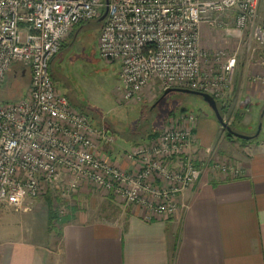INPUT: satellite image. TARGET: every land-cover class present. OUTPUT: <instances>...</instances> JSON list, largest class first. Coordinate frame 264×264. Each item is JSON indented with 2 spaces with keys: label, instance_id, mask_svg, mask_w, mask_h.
<instances>
[{
  "label": "built area",
  "instance_id": "built-area-1",
  "mask_svg": "<svg viewBox=\"0 0 264 264\" xmlns=\"http://www.w3.org/2000/svg\"><path fill=\"white\" fill-rule=\"evenodd\" d=\"M261 3L109 0L98 48L103 58L122 62L124 100L149 86L162 91L185 87L225 100L235 83L242 45L264 68ZM105 7V0H0V88L16 64L31 74L23 97L0 100V209L20 210L27 198L40 197L54 185L64 194L89 182L126 206L146 210L149 219L170 217L179 208L180 195L196 186L209 166L191 150L198 117L190 111L170 116L158 134L126 150L130 169L98 153L102 145L112 146L115 137L93 126L58 91L51 63L73 27L98 20ZM203 23L236 34L238 45L208 53L200 45ZM213 167L240 175L228 160H216Z\"/></svg>",
  "mask_w": 264,
  "mask_h": 264
},
{
  "label": "crops",
  "instance_id": "crops-1",
  "mask_svg": "<svg viewBox=\"0 0 264 264\" xmlns=\"http://www.w3.org/2000/svg\"><path fill=\"white\" fill-rule=\"evenodd\" d=\"M81 25L73 27L64 47ZM238 41L236 34L227 35L223 28L201 25L200 45L210 54L233 48ZM245 51L242 45L232 92L220 101L226 111L235 106L242 112L236 126L252 128L259 120L256 114L261 111L264 116V68L258 56ZM142 93L150 102L154 98L152 91ZM197 117L191 145L197 156L202 155L199 148H219L223 141H234L225 137L218 120L202 114ZM257 137L244 143L240 152L234 150V160L222 159L232 162L239 176L215 169L219 157L208 159L209 166L203 168L199 182L180 195L179 208L170 217L157 214L149 219L146 210L138 206L113 219L95 211H77L56 224L60 226L58 234L50 230L48 207L36 200L17 210L29 225L28 231L19 235L16 226L5 224L11 219L2 212L0 264H264V138ZM103 146L98 153L125 169L132 167L123 155L126 151L108 155ZM39 207L40 222L35 218Z\"/></svg>",
  "mask_w": 264,
  "mask_h": 264
},
{
  "label": "rangeland",
  "instance_id": "rangeland-1",
  "mask_svg": "<svg viewBox=\"0 0 264 264\" xmlns=\"http://www.w3.org/2000/svg\"><path fill=\"white\" fill-rule=\"evenodd\" d=\"M260 10L264 12V0H262ZM102 26L103 23L98 20L83 23L75 35L68 40L60 54L52 61L51 74L57 84L58 91L67 96L76 109L86 113L93 126L104 128L115 137L112 146L105 145L102 147L105 153L116 156L134 146V143L146 140L152 129L161 131L169 120L166 121L169 112L174 110L179 113L181 108H185L187 111L202 114L214 121L217 120L210 105L200 95L194 93L171 92L161 99L162 93L158 92V88L149 86L144 90L147 89L148 93L152 91L154 94L151 102L142 95H136L131 100H124L122 91L127 85L122 76V62L103 58L98 48ZM228 39L231 40L232 38L228 37ZM235 47L234 45L233 48L231 46L222 49L231 51ZM16 73L18 74L17 71ZM14 76L15 72L10 71L9 77ZM26 79H28V75L26 78L16 79L11 84L0 88V100L16 101L23 97L28 88L25 83ZM234 107H230L224 114V119L229 124H236L235 114L238 109L237 107L234 109ZM260 115L261 111L256 114L259 120L253 123L252 128L237 126V130L243 134L254 135L261 125V131L257 138L263 139L264 116L261 117ZM233 140L232 143L223 141L219 148L217 146L212 148L211 153L201 152L202 155L198 156L195 153L196 159H200L199 156H201L203 163L208 159L213 160V156L214 159L219 157L217 160L219 162H222L223 157L234 160L233 151L239 150L240 152L239 148L244 143L238 137H234ZM247 140L253 142L257 139ZM58 186L54 185L46 194L37 198H27L25 201L29 202L30 206L33 204L32 201H42L47 207H49L50 201L53 211L57 215L54 225L55 232L58 234L60 226L56 224H62L77 211H95L103 217L113 219L120 217L132 208L114 200L104 190L97 189L89 182H81L78 188L64 194ZM41 208L36 209L38 211L35 217L36 221L41 219ZM2 212L8 214V220L11 219L5 224L16 226L17 234L20 235L28 231L29 225L27 220L21 218L22 212L9 205L2 206L0 214ZM13 214H16L17 218Z\"/></svg>",
  "mask_w": 264,
  "mask_h": 264
},
{
  "label": "water",
  "instance_id": "water-1",
  "mask_svg": "<svg viewBox=\"0 0 264 264\" xmlns=\"http://www.w3.org/2000/svg\"><path fill=\"white\" fill-rule=\"evenodd\" d=\"M105 2H106V7L104 10V13L99 18L100 22H103L107 16V14H108L109 0H105ZM171 92H185V93H194V94L200 95L210 105V107L214 110L216 118L222 124V126L238 138L253 139L260 134L261 125L259 126V129L256 132V134H254V135H247V134H243V133H240V132L234 130L230 126V124L224 119V116L222 115V113L219 109V105H218L216 98L207 92H203V91H199V90H193V89L185 88V87H170V88H167L164 90L161 99L164 98L166 95H168Z\"/></svg>",
  "mask_w": 264,
  "mask_h": 264
},
{
  "label": "trees",
  "instance_id": "trees-1",
  "mask_svg": "<svg viewBox=\"0 0 264 264\" xmlns=\"http://www.w3.org/2000/svg\"><path fill=\"white\" fill-rule=\"evenodd\" d=\"M98 21H99V19H98ZM103 23V22H102ZM63 47H64V43H63ZM60 54V53H59ZM55 59V58H54ZM53 59V60H54ZM14 69L18 72V74H17V76H14V77H9V73H8V75H7V79H6V82H5V84H4V86H6L7 84L9 85V84H11L12 82H14L16 79L18 80L19 78H26V76L27 75H23L24 74V72H23V70H20V68H19V65H15L14 66ZM18 69H19V71H18ZM30 82H31V76L29 77L28 76V79H26V81H25V83L27 84V87H29V85H30ZM3 86V87H4ZM217 100V102H218V105H219V109H220V111H221V113H222V115L224 116V114H225V112H226V109H225V106L223 105V103H222V101H220V100H218V99H216ZM9 101H12V100H9ZM181 111H187L185 108H181L180 109ZM175 112V110L174 111H171V112H169V116L167 117V119H166V121L169 119V117L170 116H172V114ZM174 115V114H173ZM243 118V114H242V112L241 111H238L236 114H235V120L236 121H239V120H241ZM165 121V122H166ZM230 126L234 129V130H236V131H238L237 130V126H236V124H234V123H232V124H230ZM223 130H224V132H225V134H226V137H227V139H232V138H234V137H236L235 135H233L231 132H229L227 129H225L224 127H223ZM160 131H156V130H154V129H152L151 131H150V134L149 135H147V137H150V136H153V135H156V134H158ZM239 139V138H238ZM241 140H243V143H246V142H248V140L247 139H241ZM140 143V142H139ZM136 144H138V142L136 143ZM135 144V145H136ZM48 209H49V215H50V223H49V227H50V230H54L55 229V225H54V223H55V221L57 220V215L55 214V212L53 211V208H52V205H51V202L49 201V207H48Z\"/></svg>",
  "mask_w": 264,
  "mask_h": 264
},
{
  "label": "flooded vegetation",
  "instance_id": "flooded-vegetation-1",
  "mask_svg": "<svg viewBox=\"0 0 264 264\" xmlns=\"http://www.w3.org/2000/svg\"><path fill=\"white\" fill-rule=\"evenodd\" d=\"M13 71L15 72V76H17L16 70H15V69H13ZM23 75H28V76H31L30 72H25Z\"/></svg>",
  "mask_w": 264,
  "mask_h": 264
},
{
  "label": "bare ground",
  "instance_id": "bare-ground-1",
  "mask_svg": "<svg viewBox=\"0 0 264 264\" xmlns=\"http://www.w3.org/2000/svg\"><path fill=\"white\" fill-rule=\"evenodd\" d=\"M13 69H14V67L12 68V70H11V71H13Z\"/></svg>",
  "mask_w": 264,
  "mask_h": 264
}]
</instances>
